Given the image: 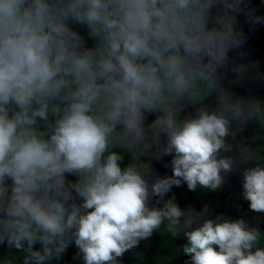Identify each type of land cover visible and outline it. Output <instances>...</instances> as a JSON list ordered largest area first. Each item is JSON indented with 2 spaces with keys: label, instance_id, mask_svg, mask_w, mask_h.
Returning <instances> with one entry per match:
<instances>
[{
  "label": "clouds",
  "instance_id": "1",
  "mask_svg": "<svg viewBox=\"0 0 264 264\" xmlns=\"http://www.w3.org/2000/svg\"><path fill=\"white\" fill-rule=\"evenodd\" d=\"M248 2L0 0V245L24 252L23 264L59 261L70 244L83 264H116L163 223L173 235L182 217L190 226L174 198L149 201L181 183L215 190L232 170L219 156L226 116L181 112L201 84L219 89L245 41L237 17L264 24ZM149 136L165 137L171 157V176L151 182L112 150ZM242 195L264 212V167L243 170ZM183 235L190 264H264L260 232L243 219H204Z\"/></svg>",
  "mask_w": 264,
  "mask_h": 264
},
{
  "label": "flooded vegetation",
  "instance_id": "2",
  "mask_svg": "<svg viewBox=\"0 0 264 264\" xmlns=\"http://www.w3.org/2000/svg\"><path fill=\"white\" fill-rule=\"evenodd\" d=\"M248 6L255 10L256 14L264 16V0H249ZM246 18L243 14L237 17V27H241L239 23L245 22ZM75 27V26H74ZM240 29V28H239ZM241 30V29H240ZM242 31V30H241ZM243 32V31H242ZM245 35V32H243ZM84 38L88 39L86 30L82 33ZM89 40V39H88ZM91 41L89 40V44ZM230 56V63L229 66L221 69V81L219 82V89L213 88L210 89L207 93V100L203 99L202 103L197 105V102L192 101L196 107L198 106H205L207 109L212 107L213 105L216 106L219 111H221L225 115V110L228 115L235 116L238 115L242 109H245V114L247 117L246 122V134L251 133L255 136L258 141L260 137L256 135L252 131V122H258V120H263L264 117L259 116L257 118V111L256 108L261 109L264 113V24H259L258 27H253L250 35H245V41L240 49L231 51L229 53ZM231 62L241 63L246 66L245 73L237 77V74L231 70ZM223 94V95H222ZM232 116V117H233ZM263 124V123H262ZM249 131V132H248ZM241 134H238L240 136ZM156 141V139H155ZM161 141L162 145H165L166 140L165 137L158 138V144ZM233 142V146H235L236 150L233 151L230 149V143H225L226 150L229 152H233L234 155L243 153L245 150L244 143L241 145L238 142V139L232 137L230 139ZM229 141V142H230ZM258 143L255 147V152H253L254 158L255 156L257 159H262L264 161V144L262 141ZM146 144L143 146V149L140 147H130V146H117L112 150L119 152L121 155L129 152L130 148H136L141 152H144L147 157L149 158V165L146 168V177L149 178V174L155 173L157 170V166L153 163L154 161V154L152 152H158L157 150H153L154 141L149 136L145 140ZM164 142V143H163ZM260 147L262 148L260 150ZM259 149V150H258ZM147 152V153H146ZM150 152V153H148ZM251 155V152H247ZM261 164H259L260 166ZM257 165H251V167ZM264 167V165H261ZM140 168V167H138ZM141 169V168H140ZM246 169L244 167H239L233 169L227 173H223V180H222V187L226 190H230V186H236L242 189V172ZM142 170V169H141ZM187 188L186 184L181 183L180 187L176 189H171L170 191H183ZM207 188H203L202 193H200L199 200L195 203L194 206L187 210V215L191 214V211L203 203L206 199ZM167 194V193H166ZM165 194V195H166ZM164 195V196H165ZM164 198V197H163ZM163 198H160L159 203L155 207H159L160 203L162 202ZM224 198V197H223ZM223 201L218 199L216 202L213 198L210 199V206L218 205L217 209L215 210L216 213L213 214L212 220H215L217 217L227 216L228 219H243L246 222V225L250 228H255L260 232V236L264 235V212H254L249 210L248 202L244 199H239L235 203L227 202L222 203ZM227 204L226 206H224ZM245 205V206H244ZM224 206V207H223ZM239 206L240 208H236ZM244 206V208H243ZM247 206V207H246ZM223 207V208H222ZM239 210V211H236ZM243 210L246 212H243ZM197 218H193V222L190 226L187 227V230H191L198 226ZM181 221H184V218H181ZM181 240L179 243L178 241ZM185 241L184 238H178L176 240L177 247L182 249Z\"/></svg>",
  "mask_w": 264,
  "mask_h": 264
},
{
  "label": "trees",
  "instance_id": "3",
  "mask_svg": "<svg viewBox=\"0 0 264 264\" xmlns=\"http://www.w3.org/2000/svg\"><path fill=\"white\" fill-rule=\"evenodd\" d=\"M202 97L200 99H194L192 101L202 103L203 99L207 100V93L210 89L205 90V85H200ZM257 118L259 116L264 117V113L261 109L256 108ZM263 123V124H262ZM252 131L260 137L264 144V121L258 120L257 123L252 122ZM230 149L236 150L233 146V142H229ZM129 152L122 154L123 162L122 166L127 164H134L145 170L149 165V158L144 152L137 150L136 148H130ZM262 148L260 147V150ZM259 150V149H258ZM203 188L197 187L195 191H190L187 188L183 191H170L168 192L159 207L169 199L174 198L175 203L187 212L189 208L195 205L199 200L200 193ZM221 219L228 218L227 216H221ZM187 230L184 221H181L179 225L175 227L176 235L172 234L167 226V222L163 223L159 229L153 232L151 237L141 240L138 245L128 251H126L121 257L117 258L116 264H190V258L183 253L180 247H177L176 240L183 237L186 243V238L183 233ZM184 243V244H185ZM184 246V245H183ZM257 247H264V235H261ZM37 249L39 245L35 246ZM25 253L18 251L15 248H10L7 245H0V264L2 262H8V264H23ZM50 264H83L82 257L78 254V250L69 245L66 252L62 254L59 261L53 260Z\"/></svg>",
  "mask_w": 264,
  "mask_h": 264
},
{
  "label": "rangeland",
  "instance_id": "4",
  "mask_svg": "<svg viewBox=\"0 0 264 264\" xmlns=\"http://www.w3.org/2000/svg\"><path fill=\"white\" fill-rule=\"evenodd\" d=\"M239 25L241 26L239 28L243 32H245L246 36L250 35V32H251L253 27L259 26V24L252 26L247 20L244 23L243 22L239 23ZM75 28H76V30L80 31L81 34L85 31L83 26L76 25ZM85 39H86V37H85ZM86 40L89 43V40L88 39H86ZM184 104H185V107H184L183 111L181 112V116H186V115L194 116L198 109H201V108L207 109L205 106L196 107L192 101L185 100ZM197 105H199V103H197ZM207 110L217 111L219 109H217L216 106L213 105L212 107L208 108ZM225 116L229 120V125H228L229 132L224 137V142L227 143V141H228V143H229L230 139L232 137H235V139H238V142L240 145H241V142H242V144L244 143L245 150L243 153H239V154L234 155L233 152H229V150H226V148L224 147V149L219 153V156L230 158L233 161V167H232L233 169H236L239 167L248 168V167H251V165H259V164L264 165V161L262 159H257L256 156L254 158L255 154L253 152H255V147H256V145H258L260 140L258 141V139L255 136H253L251 133L246 134L247 117L245 114V109H242L238 115H235V116L232 115L233 117L228 115L226 110H225ZM152 118H154V117H149V120H151ZM238 134H241V135L238 136ZM159 138L161 139V138H163V136H160ZM153 141H154V145H153L152 149L158 151V152H152L154 154L153 163L157 166V170L155 173L150 172L149 178H148L149 182H151V179L153 177H155L156 175L171 176V170H170L171 157L168 155L162 154V149H163L164 145L161 144V141L158 144V138L156 139V141L155 140H153ZM145 144H146V142L144 140V141L139 142L137 144H134L132 146L136 147V148L140 147L141 149H143V146H145ZM132 146H130V147H132ZM247 152H251V155ZM148 153H150V152H148ZM229 186H230V190L229 189L225 190L222 187V185H220L215 190H210L207 188L205 201L203 203H201L200 205H198L197 207H195L191 211V214L189 215L192 218L198 217V219H197L198 226H199V224H201L203 222L204 219H211L213 217V214L216 213L215 210L217 209L218 205L210 206V204L208 203V202H210V199L213 198L217 202L218 199L221 198V200L223 201L222 203H227V202L235 203L237 200L243 198L241 188H238L236 186H231V185H229ZM176 188H177V186H173L171 189H176ZM159 201H160V198L153 197L149 201V206L155 207L159 203ZM245 204H246V201H245ZM226 205L227 204H225L224 206H226ZM244 206H243V208H244ZM236 208H240V207L237 206ZM236 211H239V210H236ZM243 212H246V210L245 211L243 210ZM180 241L181 240H179L178 243Z\"/></svg>",
  "mask_w": 264,
  "mask_h": 264
}]
</instances>
